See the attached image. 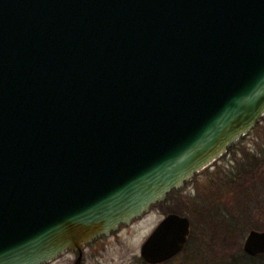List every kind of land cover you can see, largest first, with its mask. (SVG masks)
I'll use <instances>...</instances> for the list:
<instances>
[{
    "label": "water",
    "instance_id": "95a60500",
    "mask_svg": "<svg viewBox=\"0 0 264 264\" xmlns=\"http://www.w3.org/2000/svg\"><path fill=\"white\" fill-rule=\"evenodd\" d=\"M263 115L264 0H0V264L81 263ZM189 226L166 214L142 261Z\"/></svg>",
    "mask_w": 264,
    "mask_h": 264
},
{
    "label": "rangeland",
    "instance_id": "374dc122",
    "mask_svg": "<svg viewBox=\"0 0 264 264\" xmlns=\"http://www.w3.org/2000/svg\"><path fill=\"white\" fill-rule=\"evenodd\" d=\"M186 216L190 233L178 256L163 264H222L240 252L250 229L264 231V115L226 152L142 217L84 246L79 264H146L140 246L168 213ZM235 218V229H225ZM226 221L224 222V220ZM66 251L45 264H73ZM254 264H264V256Z\"/></svg>",
    "mask_w": 264,
    "mask_h": 264
},
{
    "label": "trees",
    "instance_id": "16d2710c",
    "mask_svg": "<svg viewBox=\"0 0 264 264\" xmlns=\"http://www.w3.org/2000/svg\"><path fill=\"white\" fill-rule=\"evenodd\" d=\"M232 221L227 222L225 229L228 227L230 230L235 229V225L238 224V221L235 220V218L231 219ZM226 219L224 220V222ZM227 228V229H228ZM264 256L262 255H256V256H250L246 254L245 252H240L238 255H235V258L233 257L230 259L228 256H226L225 261H222V264H254L259 258ZM166 263V262H164ZM163 264V263H161Z\"/></svg>",
    "mask_w": 264,
    "mask_h": 264
},
{
    "label": "flooded vegetation",
    "instance_id": "af4514ba",
    "mask_svg": "<svg viewBox=\"0 0 264 264\" xmlns=\"http://www.w3.org/2000/svg\"><path fill=\"white\" fill-rule=\"evenodd\" d=\"M178 255H179V254H177L176 256H178ZM261 255H262V254H261ZM176 256H175V257H176ZM173 258H174V257H173ZM160 264H161V263H160Z\"/></svg>",
    "mask_w": 264,
    "mask_h": 264
},
{
    "label": "bare ground",
    "instance_id": "6f19581e",
    "mask_svg": "<svg viewBox=\"0 0 264 264\" xmlns=\"http://www.w3.org/2000/svg\"><path fill=\"white\" fill-rule=\"evenodd\" d=\"M82 259V258H81Z\"/></svg>",
    "mask_w": 264,
    "mask_h": 264
}]
</instances>
